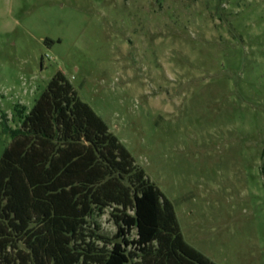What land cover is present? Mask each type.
Returning a JSON list of instances; mask_svg holds the SVG:
<instances>
[{
    "label": "rangeland",
    "instance_id": "obj_1",
    "mask_svg": "<svg viewBox=\"0 0 264 264\" xmlns=\"http://www.w3.org/2000/svg\"><path fill=\"white\" fill-rule=\"evenodd\" d=\"M58 71L174 204L188 245L264 264V0H0V155L2 115L16 127L14 106ZM96 222L116 233L109 209Z\"/></svg>",
    "mask_w": 264,
    "mask_h": 264
},
{
    "label": "trees",
    "instance_id": "obj_2",
    "mask_svg": "<svg viewBox=\"0 0 264 264\" xmlns=\"http://www.w3.org/2000/svg\"><path fill=\"white\" fill-rule=\"evenodd\" d=\"M13 112L16 127L1 120L0 264H215L183 240L174 204L60 71ZM107 209L112 238L96 222Z\"/></svg>",
    "mask_w": 264,
    "mask_h": 264
}]
</instances>
